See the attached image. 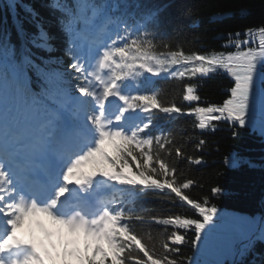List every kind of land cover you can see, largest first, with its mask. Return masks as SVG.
Wrapping results in <instances>:
<instances>
[{"label": "snow or ice", "instance_id": "obj_1", "mask_svg": "<svg viewBox=\"0 0 264 264\" xmlns=\"http://www.w3.org/2000/svg\"><path fill=\"white\" fill-rule=\"evenodd\" d=\"M17 3L8 0L10 12ZM122 3L131 6L127 0H73L71 5L48 0L50 12L60 13L56 26L65 36L66 64L52 55L58 51L55 37L31 5H21L26 20L14 22L17 36L27 37L22 54L17 56L7 34L0 37V129L5 137L0 147V264H197L182 247L199 250L218 212L210 200L227 192L214 186L211 196L187 194L197 182L182 179L183 170L168 159L173 149L166 145L172 141L163 130L153 131V117L157 112L194 116L197 129L211 132L225 123L233 139L239 130L254 133L258 128L264 142V24L228 33L221 48L231 50L186 54L171 50L169 38L158 39L155 28L163 8H146L130 24L120 11ZM135 3L139 8V0ZM25 23L36 32L28 33ZM108 25L114 26L110 33L105 32ZM93 30L107 38L90 40L85 55L84 40ZM176 65L181 70L174 71ZM32 72L39 78L38 91ZM162 73L170 78L221 74L231 83L222 102L187 109L175 102L165 105L157 91L126 90L151 84L149 77ZM197 89L195 83L186 84L183 101L201 102ZM205 144L200 139L196 149ZM174 155L184 153L175 147ZM193 159L188 157L189 163ZM38 160L45 162L40 174L34 166ZM242 162L256 167L247 158ZM194 163L202 165L203 158ZM222 163L235 169L241 159L232 152ZM104 189L111 194L98 197ZM148 191L164 193L173 208L190 206L194 216L137 211L136 200ZM38 216L47 217L53 227ZM26 221L35 223L42 239L32 230L17 236ZM153 225L159 226L155 234ZM257 243L264 244V215L258 231L230 250L232 264H244Z\"/></svg>", "mask_w": 264, "mask_h": 264}, {"label": "trees", "instance_id": "obj_2", "mask_svg": "<svg viewBox=\"0 0 264 264\" xmlns=\"http://www.w3.org/2000/svg\"><path fill=\"white\" fill-rule=\"evenodd\" d=\"M62 3L71 5L73 0H61ZM120 6L121 12H126L132 24L146 8H163L160 15L159 26L155 28L159 37L169 38L171 50H183L186 54L203 53L209 50H222L226 36L231 32H243L249 27L264 24V0H139L140 7H136L135 0H127ZM48 0H18L15 10L9 11L8 0H0V37L7 34V38L16 45L17 56L23 52L22 43L27 42V37L21 33L17 36L14 22L26 20V13L21 5H31L40 13L44 26L55 37L53 43L58 51L53 56L61 57L64 64L67 57L63 56L65 36L56 26L59 12H50L46 7ZM243 10V11H242ZM134 15H131L133 14ZM28 33L36 32L30 24L25 23ZM224 37V38H221ZM163 50V49H159ZM37 51V50H33ZM45 55L44 53H39ZM174 71L181 70L179 65L173 66ZM33 90H39V78L35 72L30 73ZM188 83L198 85L197 94L201 102H222L225 89L230 86V78L226 75H210L207 78L175 77L170 78L162 73L156 77L154 83L141 82L139 88L133 86L134 92L157 91L165 105L175 102L178 106L187 109L196 104L184 102L182 97L184 87ZM153 131L163 130L172 141V155L168 159L183 170L182 179L190 178L196 181L187 194L192 198L211 196L210 189L220 186L227 194L219 195L210 200V205L215 204L218 211L227 213L228 216H215L214 224L206 241L199 245V250L191 247H182L185 256L194 257L197 264H232L230 250L239 249L244 238L250 232L258 231L259 220L264 215V142L259 131L252 133L248 129L239 130V135L233 139L232 131L226 124L218 126L215 132L201 131L195 127L194 116L183 115L178 118L168 117L157 112L153 117ZM204 139L206 144L202 150L196 149V144ZM175 147H180L184 153L182 158L174 155ZM218 149V150H217ZM111 150V149H109ZM235 152L241 159L238 168L224 167L222 158ZM188 157L203 158L202 165H196L194 159L189 163ZM247 158L256 165L250 168L242 162ZM202 185V187H201ZM109 191V190H108ZM110 192V191H109ZM137 211L151 209L155 214L164 215L169 211H180L189 217L194 213L190 206L173 208L162 192L148 191L135 202ZM249 217L256 220L249 222ZM158 225H153L155 234ZM188 233V239H192ZM83 241V240H82ZM244 264H264V244L257 243L254 252L249 253Z\"/></svg>", "mask_w": 264, "mask_h": 264}, {"label": "rangeland", "instance_id": "obj_3", "mask_svg": "<svg viewBox=\"0 0 264 264\" xmlns=\"http://www.w3.org/2000/svg\"><path fill=\"white\" fill-rule=\"evenodd\" d=\"M244 32V31H243ZM242 33V32H241ZM224 43L226 42V40H224L223 41ZM222 50H225V51H227V50H231V49H222ZM217 51H220V50H217ZM205 52H207V51H205ZM205 52H203V53H205ZM226 124L225 123H221V124H219V126H225ZM257 130H258V128H257ZM259 131V130H258ZM47 218V217H46ZM48 219V218H47ZM25 226H28L29 228H30V230H32V231H34V233H40V234H42L38 229H36V226H35V223L33 222L31 225L29 224V222H25V225H24V227ZM55 239V238H54Z\"/></svg>", "mask_w": 264, "mask_h": 264}]
</instances>
